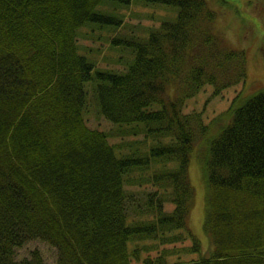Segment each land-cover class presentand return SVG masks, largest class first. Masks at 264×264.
I'll return each instance as SVG.
<instances>
[{
    "label": "trees",
    "instance_id": "1",
    "mask_svg": "<svg viewBox=\"0 0 264 264\" xmlns=\"http://www.w3.org/2000/svg\"><path fill=\"white\" fill-rule=\"evenodd\" d=\"M213 1L0 0V264H46L36 250L15 258L35 239L56 248L55 264H264V89L238 92L203 150L209 249L187 226L190 153L212 125L183 108L206 85L216 96L247 72L245 50L214 29ZM138 3L169 7L168 19L110 37L134 58L124 73L93 72L79 31L87 23L123 29L120 9ZM90 80L100 115L134 136L141 130L148 144L117 148L87 125ZM132 172L173 208L157 205V189L133 197L125 187ZM174 230L187 233L196 259L169 262L175 253L151 256L153 247L139 244L157 235L162 245L182 240Z\"/></svg>",
    "mask_w": 264,
    "mask_h": 264
},
{
    "label": "rangeland",
    "instance_id": "2",
    "mask_svg": "<svg viewBox=\"0 0 264 264\" xmlns=\"http://www.w3.org/2000/svg\"><path fill=\"white\" fill-rule=\"evenodd\" d=\"M225 1L226 2L215 0L211 5V8L217 14V19L213 26L222 41H225L226 44L236 49L245 50L247 66L246 78L242 83L240 82L236 86L229 87L216 96H212V87L206 85L197 95L188 99L183 108L184 113L193 111L202 112L203 120L207 124L212 125L210 126L211 130L208 135L196 141L190 153L188 168L189 179L194 190V198L192 209L188 216L187 226L192 234L200 241L204 251L209 249V239L203 233L202 229L205 196L202 160L206 155L203 150H206L205 145L208 140L215 137L221 127L225 125L227 121L226 118H218V116L227 110L232 98L238 92L241 93V96L247 97L254 94L259 89H264V0ZM138 4H132L127 8L120 9V13L123 14L124 20L126 21H124L125 28L123 29H121V27L115 30L100 29L93 23H87L82 28L89 27V29L81 28L79 31L78 45L82 49H88L87 52L79 51V53L85 55L94 63L93 72L111 70L124 73L125 68L127 69L134 58L132 52L126 51L127 48L125 46L120 45V49H117L112 44L110 46V37L113 35L128 37L131 33L134 34L137 32L131 29L144 32L141 28L153 29L159 25L162 19H168L166 16L170 11L169 7L160 4ZM150 13L152 14L150 15ZM94 84L95 82L93 83L91 80L85 83L87 125L91 128L106 131L109 134L110 142L115 144L117 148H119V145L124 146L127 143L140 146V143L144 141L145 144H148L150 138L148 135L143 134L141 130L134 136L128 133L129 128L125 126L118 128L100 115L95 101ZM91 89L93 90L91 91ZM215 119L217 120L214 121ZM138 128H143V126ZM173 165L175 164H171L169 167ZM148 174L150 173L145 174V176ZM137 177L138 172L131 174L128 178V183L125 185L126 189L132 193L133 197H141L143 196V192H147V194L150 195L148 192H154L155 189H157L158 191L155 192L154 196L158 198L156 201L157 205L160 203L164 212H168V210L173 208L168 196L161 193L162 189L155 186L147 187L144 184L138 186L136 181ZM149 214L155 215L158 214V212L151 209ZM176 233H182L183 239L162 245L157 235L156 238H149V241L142 240L139 244L151 245L153 247V251L150 252L151 256L160 254L163 249L170 253H175L168 257L169 262L196 259L198 254L189 252L192 241L187 233L182 230H174L170 235ZM34 250L40 253L46 264H55L57 258L56 248L39 239L31 240L22 247L16 248L15 258L17 260L29 258L31 252ZM147 254V252H141V257L143 258Z\"/></svg>",
    "mask_w": 264,
    "mask_h": 264
}]
</instances>
